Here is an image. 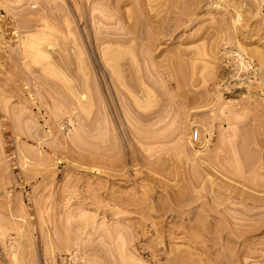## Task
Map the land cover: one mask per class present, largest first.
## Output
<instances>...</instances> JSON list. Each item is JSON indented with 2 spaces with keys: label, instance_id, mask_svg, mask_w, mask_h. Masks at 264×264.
<instances>
[{
  "label": "rangeland",
  "instance_id": "1",
  "mask_svg": "<svg viewBox=\"0 0 264 264\" xmlns=\"http://www.w3.org/2000/svg\"><path fill=\"white\" fill-rule=\"evenodd\" d=\"M0 264H264V0H0Z\"/></svg>",
  "mask_w": 264,
  "mask_h": 264
},
{
  "label": "built area",
  "instance_id": "2",
  "mask_svg": "<svg viewBox=\"0 0 264 264\" xmlns=\"http://www.w3.org/2000/svg\"><path fill=\"white\" fill-rule=\"evenodd\" d=\"M199 137V132L197 129H195L192 133H191V140L192 141H197Z\"/></svg>",
  "mask_w": 264,
  "mask_h": 264
},
{
  "label": "bare ground",
  "instance_id": "3",
  "mask_svg": "<svg viewBox=\"0 0 264 264\" xmlns=\"http://www.w3.org/2000/svg\"><path fill=\"white\" fill-rule=\"evenodd\" d=\"M47 45H49V44H47ZM51 46V45H50ZM39 47V46H38ZM48 48V47H47ZM38 52V51H37ZM113 60H115V61H118V59L117 58H115V59H113ZM118 64V63H117ZM86 92V91H85Z\"/></svg>",
  "mask_w": 264,
  "mask_h": 264
}]
</instances>
